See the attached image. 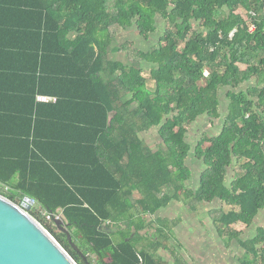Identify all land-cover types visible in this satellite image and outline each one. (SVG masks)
<instances>
[{"label": "trees", "instance_id": "16d2710c", "mask_svg": "<svg viewBox=\"0 0 264 264\" xmlns=\"http://www.w3.org/2000/svg\"><path fill=\"white\" fill-rule=\"evenodd\" d=\"M0 12L7 28L19 16L40 24V46L25 49L37 58L24 68L38 118L23 136L0 135L1 196L35 202L29 215L77 264H171L158 252L170 251L178 223L158 214L220 202L229 210L216 221L219 237L245 249L241 264H264V229L246 241L234 230L264 211V0H0ZM158 17L167 26L158 48L117 49L131 65L109 59L121 31L136 27L148 40ZM228 88L221 132L194 150L206 171L187 189V126L220 119ZM42 95L57 101L40 105ZM153 128L156 151L141 137ZM235 160L245 172L230 188ZM171 253L172 264H189Z\"/></svg>", "mask_w": 264, "mask_h": 264}, {"label": "rangeland", "instance_id": "374dc122", "mask_svg": "<svg viewBox=\"0 0 264 264\" xmlns=\"http://www.w3.org/2000/svg\"><path fill=\"white\" fill-rule=\"evenodd\" d=\"M156 27V33L151 35L148 40L143 39L139 35L136 27L121 31L114 39L112 46L114 51L112 53L109 52V59L131 65L132 60L128 58L127 54L125 52H117V49L125 47L129 48V50L149 52L158 48L160 39L163 37L167 27L166 22L158 17ZM195 29L198 30L199 26L195 25ZM221 61L223 62V59ZM143 67L148 80V89L153 90L155 82L150 78V65L144 64ZM229 91L230 89L228 88L220 93V119L202 116L187 126L186 142L190 147V151L185 163L191 171V179L186 183L187 189L195 190L198 187L200 174L206 171L207 167L204 162L195 158L194 150L199 142L203 144V148H207L209 144L205 142V137H215L221 132L224 120L229 113ZM141 137L153 151L158 150L162 144L158 128H153L149 132L141 134ZM244 172L245 160H235L233 165L230 166L228 186L231 188L235 180L242 176ZM228 210V207H225L222 203L215 202L212 205L202 207L196 213H190L184 203H173L170 207L160 212L157 217L178 223L174 230V236L179 240L181 247H179V244L175 246V242L171 241L169 245L170 251L161 249L158 252L159 256L171 264L174 263V256L171 251H174L179 259H184L189 264H241L240 262L246 253L245 249L242 248L237 240L229 242L220 238L215 226L220 213L228 212ZM44 216L48 218L50 215L44 213ZM156 218L154 217L153 219L155 220ZM59 219L57 217L56 222H60ZM260 228L264 229V211L255 220L251 228H247L245 225H238L234 227V230L241 233V239L246 241L256 236V232ZM151 234H153V231Z\"/></svg>", "mask_w": 264, "mask_h": 264}, {"label": "crops", "instance_id": "0c3cea01", "mask_svg": "<svg viewBox=\"0 0 264 264\" xmlns=\"http://www.w3.org/2000/svg\"><path fill=\"white\" fill-rule=\"evenodd\" d=\"M243 12L241 10L239 14L246 18ZM2 15L4 14L0 12V135L23 136L29 130L27 121L30 117L33 120L38 118V115H30L32 102L30 97L26 99L25 92L26 87L31 86V78L27 80L24 68L31 55L37 58V54L26 52L25 49L31 50L40 46V24L37 18L32 22L28 17L19 16V20L13 17V25L7 28L4 24L8 21ZM30 26H33L31 31ZM37 102L40 105L47 104L40 102L39 97ZM35 110L37 112V107ZM172 241L175 246L179 244L176 236Z\"/></svg>", "mask_w": 264, "mask_h": 264}, {"label": "water", "instance_id": "95a60500", "mask_svg": "<svg viewBox=\"0 0 264 264\" xmlns=\"http://www.w3.org/2000/svg\"><path fill=\"white\" fill-rule=\"evenodd\" d=\"M35 205L32 200L25 199L19 206L0 195V264H77L29 215L28 211ZM69 240L71 242L70 237Z\"/></svg>", "mask_w": 264, "mask_h": 264}, {"label": "built area", "instance_id": "2783aa9c", "mask_svg": "<svg viewBox=\"0 0 264 264\" xmlns=\"http://www.w3.org/2000/svg\"><path fill=\"white\" fill-rule=\"evenodd\" d=\"M253 31H254V28L250 30V32H253ZM39 101L43 103H50V102H56L57 99L55 97H49V96L42 95V96H39Z\"/></svg>", "mask_w": 264, "mask_h": 264}]
</instances>
